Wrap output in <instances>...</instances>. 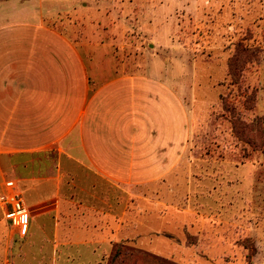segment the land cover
Here are the masks:
<instances>
[{
    "label": "rangeland",
    "instance_id": "rangeland-1",
    "mask_svg": "<svg viewBox=\"0 0 264 264\" xmlns=\"http://www.w3.org/2000/svg\"><path fill=\"white\" fill-rule=\"evenodd\" d=\"M39 1L89 81L140 86L134 155L105 178L71 149L65 164L54 150L2 156L0 192L13 180L30 223L19 237L0 211V264H143L110 262L116 246L164 264H264V0Z\"/></svg>",
    "mask_w": 264,
    "mask_h": 264
},
{
    "label": "crops",
    "instance_id": "crops-1",
    "mask_svg": "<svg viewBox=\"0 0 264 264\" xmlns=\"http://www.w3.org/2000/svg\"><path fill=\"white\" fill-rule=\"evenodd\" d=\"M45 9L39 0L26 8L24 0H0V158L54 150L65 164L74 162L71 149L83 171L101 178L130 170L140 86L128 74L89 81L77 47L47 23ZM164 100L160 91L161 107ZM26 205L27 225L21 233L15 228L19 237L29 231Z\"/></svg>",
    "mask_w": 264,
    "mask_h": 264
},
{
    "label": "built area",
    "instance_id": "built-area-1",
    "mask_svg": "<svg viewBox=\"0 0 264 264\" xmlns=\"http://www.w3.org/2000/svg\"><path fill=\"white\" fill-rule=\"evenodd\" d=\"M0 192V211L7 223L23 232L29 218V209L13 180H5Z\"/></svg>",
    "mask_w": 264,
    "mask_h": 264
},
{
    "label": "trees",
    "instance_id": "trees-1",
    "mask_svg": "<svg viewBox=\"0 0 264 264\" xmlns=\"http://www.w3.org/2000/svg\"><path fill=\"white\" fill-rule=\"evenodd\" d=\"M125 254L129 255L130 257H133L134 259L139 260V262L143 264H164L163 262H160L159 259L145 254V253H139V252H132L124 249L122 246H116L112 252V255L110 257V262H113L117 258L124 256Z\"/></svg>",
    "mask_w": 264,
    "mask_h": 264
}]
</instances>
